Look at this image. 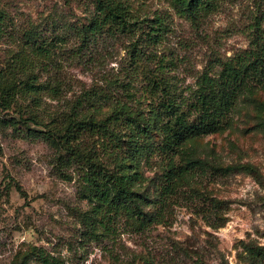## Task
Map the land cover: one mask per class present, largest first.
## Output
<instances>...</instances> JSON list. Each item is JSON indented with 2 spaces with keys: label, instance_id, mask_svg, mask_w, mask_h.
<instances>
[{
  "label": "rangeland",
  "instance_id": "1",
  "mask_svg": "<svg viewBox=\"0 0 264 264\" xmlns=\"http://www.w3.org/2000/svg\"><path fill=\"white\" fill-rule=\"evenodd\" d=\"M122 1L138 20L162 22L158 42L143 25L133 33L111 28L81 45L77 31L95 13L91 0H0L8 17L0 76L24 52L34 64L19 76H33L40 88L36 100L19 96L0 107V264L50 257L56 264H264V89L240 93L227 125L186 138L170 159L142 151L130 212L98 203L84 190L79 162L62 161L54 139L25 131L45 130L73 105L101 121L124 104L136 122L153 123L149 142L158 144L157 96L188 98L203 73L217 75L219 61L249 48L252 24L259 21L264 35V0H221L195 19L171 0ZM28 31L46 54L25 45ZM121 126L124 151L138 128ZM77 146L93 160L98 181L113 173L103 138L85 134ZM171 168L182 173L162 198Z\"/></svg>",
  "mask_w": 264,
  "mask_h": 264
},
{
  "label": "trees",
  "instance_id": "2",
  "mask_svg": "<svg viewBox=\"0 0 264 264\" xmlns=\"http://www.w3.org/2000/svg\"><path fill=\"white\" fill-rule=\"evenodd\" d=\"M91 2L95 13L87 20L86 25L80 26L77 31L81 45L89 41L91 36L111 28L115 33H133L142 29L143 25H147L150 30L145 33L148 39L155 42L161 39L162 22L158 21V26L154 27L146 24L149 20L144 18L138 20L131 14L127 1L91 0ZM220 2L221 0H171L178 13L193 19L212 12ZM7 21L6 13L0 8V33H4L3 27ZM258 22L252 24L249 48L219 61L221 70L217 75L203 73L188 98L177 100L173 92H165V88L162 89L165 92L164 96L161 98L157 96L156 100L157 117L162 119V123L157 127L160 135L158 144L152 145L149 142L153 123L136 122V118L131 116L124 104H117L111 114L101 121L83 116L81 104L73 105L69 112H60L58 118H52L45 126V130H31L27 126L25 131L29 134L42 133L45 138L54 139L67 156L61 159L62 161L79 162L78 168L83 173L84 190L98 203L112 205L117 211H133L126 203L134 200L136 194L133 187L142 179L137 168V160L142 151L147 150L149 156L158 153L170 159V154L186 138L227 125L228 116L235 108L240 93L264 89V35L261 34ZM30 33L28 31L22 34L25 45L31 44L32 52L36 55H42V51L46 54L48 50L44 41L30 36ZM23 53L17 52L14 57L17 59L8 64L6 73L0 76V107L3 109H9L19 96H32L33 100H36L40 89L32 81L33 76L26 75L25 79L19 76V73H25L27 67L31 68L34 64L32 62L34 60L27 59ZM57 86L52 85L50 89H57ZM86 101L91 105L88 98ZM109 124L111 128L108 127ZM120 124L122 126L119 128L133 130V133L136 126L138 128L134 134L131 136L129 134L131 138L135 136L137 140L133 143L130 139V145L124 151L119 146L120 132L116 131ZM108 133L109 139L106 138ZM85 134L103 138L107 144V153L114 159L113 173L104 180H97L93 160L83 155L77 146V141ZM63 155L60 158H63ZM181 173L182 170H179L175 174L173 168L168 171V178L160 190L162 198H168L165 196L172 193V179ZM50 259L52 263L48 258H44L43 263L56 264L54 258Z\"/></svg>",
  "mask_w": 264,
  "mask_h": 264
}]
</instances>
